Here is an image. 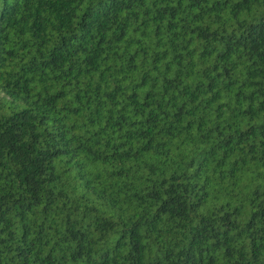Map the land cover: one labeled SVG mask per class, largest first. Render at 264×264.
I'll use <instances>...</instances> for the list:
<instances>
[{"label": "trees", "instance_id": "obj_1", "mask_svg": "<svg viewBox=\"0 0 264 264\" xmlns=\"http://www.w3.org/2000/svg\"><path fill=\"white\" fill-rule=\"evenodd\" d=\"M256 2L0 0V257L8 252L14 253L10 264H62L63 257L40 255L35 249L43 223L35 239H29L35 224L30 214L34 216V208L42 204L44 220L64 210L63 239L74 245L68 254L74 264L82 257L90 259L91 245L115 230L120 239L92 264H117L112 253L124 247L126 236L132 245L120 264H264V193L258 189L252 193L255 211L241 221L239 208L215 218L190 215L202 206L204 197L186 203L173 195L175 187L170 184L168 199L155 217L129 224L120 201L98 191L86 178L72 137L83 132L85 124L107 127L117 115L113 109L124 101L130 111L134 104L148 101L145 124L151 125L157 119L149 110L153 98L173 96L174 117L185 120L191 111L204 124L219 120V126L234 119L248 125L240 140L259 141L264 137V14L237 25L227 39L215 27L222 19L217 10L234 4L236 9L248 8ZM208 4L212 7L205 11ZM142 89L143 99L137 100ZM233 143L231 136L223 141L225 148ZM93 155L101 165L108 159ZM112 158H118L116 153ZM65 164L71 167L61 171ZM73 170L74 176L63 179L65 171ZM77 186L82 210L70 195ZM148 196L159 199L156 190ZM161 214L174 221L179 217L176 228H184L183 221L198 222L184 246L177 241L157 249L162 254L156 255L140 241V228L154 230ZM86 218L97 240L81 229ZM245 237L247 244L236 247Z\"/></svg>", "mask_w": 264, "mask_h": 264}, {"label": "clouds", "instance_id": "obj_2", "mask_svg": "<svg viewBox=\"0 0 264 264\" xmlns=\"http://www.w3.org/2000/svg\"><path fill=\"white\" fill-rule=\"evenodd\" d=\"M234 5L216 12L222 19L215 27L225 39L236 30L237 25H247L264 14V0H257L248 8L236 9ZM211 7L212 4H208L204 10L207 11ZM213 18L209 15V19ZM144 91L146 90H141L137 100L143 99ZM121 100L124 101L123 96ZM148 103V101L136 103L133 106L134 111H130L127 101H124L119 108L113 109L117 115L108 120L107 127L98 124L95 128H89L85 124L84 131L79 135L72 133V137H76L74 145L78 148L76 158L83 164L86 178L92 180L98 191H103L120 201L123 219L129 224L140 220L141 217H155L161 203L168 199L170 184L175 187L173 195L184 198L186 203L193 202L198 195L204 197L202 206L190 215L215 218L223 216L225 212H231L233 208H239L241 215L237 219L246 221L250 212L255 211L253 204L255 197L252 193L257 189L264 193V137L259 141L240 140L241 131L248 125L234 119H225L223 126H219L221 123L219 120H209L204 124L193 117L191 111L185 120L174 117L172 113L177 109L173 96H169L167 100L163 96L159 99L153 98L149 110L157 119L151 125H146L145 118L148 113L144 111V106ZM194 110L195 107L192 111ZM136 112L140 113L139 117L136 116ZM229 136L234 143L225 148L223 141ZM149 140L151 144L148 143ZM81 145L83 147H80ZM253 145L256 146L250 151ZM85 148L91 149V153L85 151ZM112 153H116L118 158H112ZM93 154H102L108 159L101 165L99 161H95ZM70 167V164H65L61 171ZM118 172L119 175L116 174ZM74 175L75 170L65 171L63 179ZM153 190L159 193V199L148 196ZM80 194L81 189L78 186L75 191L70 192L72 199L80 203L82 210ZM93 202L97 207L100 206L99 201ZM256 203L259 201L256 200ZM41 206L43 205L34 208V216L30 214L35 224L32 226L33 234L29 239H35L43 223L44 231L36 242L35 249L40 255L51 253L57 259L63 257L62 264H74L68 255L72 253L74 245L70 240L63 239L66 235L63 223L64 210L54 211L53 215L44 220L40 214ZM71 207L70 204L69 208ZM75 218L80 217L76 214ZM85 220L81 222V229L89 232L90 239L97 240V234L88 227L90 218ZM180 222L179 217L174 221L169 219L167 214H161L155 220L154 230L140 228V241H143L144 246L150 250L149 253L156 255L162 254V251L157 249L172 247L177 241H181L179 246L182 247L187 243L186 235L198 220H192L191 224L183 221L186 226L176 228V223ZM180 233H184V236ZM118 239L120 231L115 230L104 240H98L91 245L90 259L82 257L79 264H92L106 249L111 250ZM241 242L247 244V238L238 241L236 247H239ZM122 243L124 247L112 253L117 264L126 261L132 245L127 236ZM207 244L210 246L211 241L209 240ZM10 256H14V253L5 252L0 257V264H10ZM11 264L18 262L12 261Z\"/></svg>", "mask_w": 264, "mask_h": 264}]
</instances>
